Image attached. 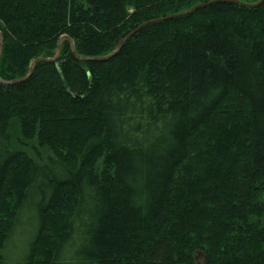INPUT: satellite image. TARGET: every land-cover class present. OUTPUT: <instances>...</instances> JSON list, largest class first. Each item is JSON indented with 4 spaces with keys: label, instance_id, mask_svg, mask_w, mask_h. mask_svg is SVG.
I'll list each match as a JSON object with an SVG mask.
<instances>
[{
    "label": "trees",
    "instance_id": "trees-1",
    "mask_svg": "<svg viewBox=\"0 0 264 264\" xmlns=\"http://www.w3.org/2000/svg\"><path fill=\"white\" fill-rule=\"evenodd\" d=\"M218 1L0 0V264H264V2Z\"/></svg>",
    "mask_w": 264,
    "mask_h": 264
},
{
    "label": "rangeland",
    "instance_id": "rangeland-1",
    "mask_svg": "<svg viewBox=\"0 0 264 264\" xmlns=\"http://www.w3.org/2000/svg\"><path fill=\"white\" fill-rule=\"evenodd\" d=\"M181 13H183V12H181ZM171 16H174V15H171ZM167 17H169V16H167ZM231 18L234 21V18L233 17H231ZM197 22H199V23L201 22V24L214 23L216 25V27L218 26V28H221V29L225 30L226 32H230L233 29H237V30H241V31H243V29L244 30H246V29L252 30V27L249 28L246 25H240L241 23L234 25V22H232L231 20L228 21V20H225L221 17H218V18L213 17L210 19L208 18L206 20H200V21L198 20ZM62 130H65V128L64 129L62 128ZM66 131H67V129H66ZM14 133H15L14 134V137H15L14 142H15L16 149L19 151H24V153L27 154L28 156H30L33 160L38 161V158H41L44 162H47V160L49 158L57 157L54 150H52V149H50L44 145L39 144L37 140L25 142L22 138H20V136H18L16 130ZM201 148H203V146H201ZM202 213H203V210L200 209L199 214H202ZM66 221H67V218H66L65 214H61V215H58L54 218H51L49 229H48L50 234H52L54 236L56 231L65 229L64 225L66 224ZM196 260L199 263H202V264L205 263L204 253H201L200 255L197 254ZM40 261H41V259H39V262ZM219 261L220 260H215L214 264H219Z\"/></svg>",
    "mask_w": 264,
    "mask_h": 264
},
{
    "label": "water",
    "instance_id": "water-1",
    "mask_svg": "<svg viewBox=\"0 0 264 264\" xmlns=\"http://www.w3.org/2000/svg\"><path fill=\"white\" fill-rule=\"evenodd\" d=\"M218 2L236 4V5H238V6H242V7H245V8H256V7H259V6L264 2V0H261L258 4H255V5H250V4L242 3V2H239V1H235V0H221V1H218ZM211 4H213V2H212V3H208V4L198 5V6L194 7L193 9L188 10V11H185V12L179 14V15H174V16L165 17V18H163V19H159V20L153 21L152 23H158V22H163V21L172 20V19H174V18H178V17H183V16H185V15H188V14H191V13L195 12L196 10H198V9H200V8H202V7H206V6L211 5ZM148 24H149V23H148ZM145 25H147V24L142 25V26H141L140 28H138L135 32L139 31V30H140L141 28H143ZM133 34H134V32L131 33V34H129L127 37H125V38L119 43V45L117 46V48H116V50L113 52V54H111L110 56H108V57H106V58H102V59H98V60H107L108 58L113 57L116 53H118V51L121 49V47L123 46V44H124L127 40H129V38H130ZM65 40H68V41H69V43H70V47H71V51H72V54H73L76 58H79V59H81L82 61L92 60V59H90V58H85V57H82V58H81V57L77 56L76 51H75L74 41H73L72 39H70L69 37L64 36V37L61 39V42H60V45H59V48H58V50H57V52H56L55 57H54L53 59H51V61H55V60L59 57V54H60V52H61V50H62L63 43H64ZM3 44H4V43H3V36H2V34H1V32H0V60H1V58H2V53H3ZM42 60H43V59H39V60L33 62V64L31 65V67H30V69H29L28 75H27L24 79L19 80V81L9 82L8 84H16V83H19V82H22V81L28 79V78L32 75V72H33L34 67L36 66V64H37L38 62L42 61Z\"/></svg>",
    "mask_w": 264,
    "mask_h": 264
}]
</instances>
